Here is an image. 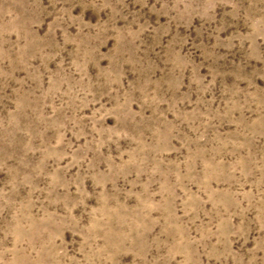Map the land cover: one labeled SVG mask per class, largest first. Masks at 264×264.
<instances>
[{
    "label": "rangeland",
    "instance_id": "374dc122",
    "mask_svg": "<svg viewBox=\"0 0 264 264\" xmlns=\"http://www.w3.org/2000/svg\"><path fill=\"white\" fill-rule=\"evenodd\" d=\"M0 264H264V0H0Z\"/></svg>",
    "mask_w": 264,
    "mask_h": 264
}]
</instances>
